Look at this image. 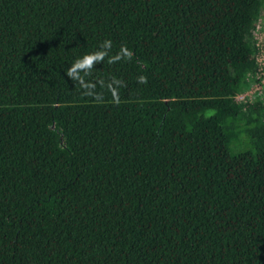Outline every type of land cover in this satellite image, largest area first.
<instances>
[{"label": "trees", "instance_id": "obj_1", "mask_svg": "<svg viewBox=\"0 0 264 264\" xmlns=\"http://www.w3.org/2000/svg\"><path fill=\"white\" fill-rule=\"evenodd\" d=\"M264 0H0V264H264Z\"/></svg>", "mask_w": 264, "mask_h": 264}, {"label": "built area", "instance_id": "obj_2", "mask_svg": "<svg viewBox=\"0 0 264 264\" xmlns=\"http://www.w3.org/2000/svg\"><path fill=\"white\" fill-rule=\"evenodd\" d=\"M253 34L255 37L256 69L251 76V85L249 88L238 94L237 99L243 102L258 99L264 104V17L262 16L256 24Z\"/></svg>", "mask_w": 264, "mask_h": 264}, {"label": "rangeland", "instance_id": "obj_3", "mask_svg": "<svg viewBox=\"0 0 264 264\" xmlns=\"http://www.w3.org/2000/svg\"><path fill=\"white\" fill-rule=\"evenodd\" d=\"M263 17H264V15H263Z\"/></svg>", "mask_w": 264, "mask_h": 264}]
</instances>
